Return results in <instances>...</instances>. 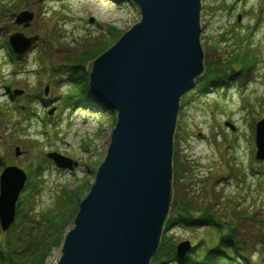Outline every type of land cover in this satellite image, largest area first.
<instances>
[{
  "label": "rangeland",
  "instance_id": "obj_1",
  "mask_svg": "<svg viewBox=\"0 0 264 264\" xmlns=\"http://www.w3.org/2000/svg\"><path fill=\"white\" fill-rule=\"evenodd\" d=\"M201 5L204 66L209 61L221 77L204 83L199 78L193 91L181 98L173 200L190 202L195 215L204 207L221 215L241 241L237 251L249 264H264V162L255 158L254 141L255 124L264 118V0H201ZM25 10L34 14L28 27L16 23ZM139 19V8L131 0H0V173L5 166L26 170L29 163L35 167L41 161L44 167L37 173L32 199L36 212L65 201L64 188L79 189L80 202L106 155L115 123L108 112L80 108L67 99L77 86L88 83V77H81L82 67L69 76L62 65L100 43L108 49ZM15 32L39 39L24 55L10 60L8 43ZM232 49L233 56L246 58V70H226ZM8 85L24 93L12 98L6 95ZM50 152L72 158L76 168L59 169L47 158ZM74 208L70 203L63 218ZM0 233L6 235L1 226ZM166 233L176 244L197 243L200 252L218 238L209 225H172ZM215 246L222 254H232L231 246ZM60 247L45 264H56Z\"/></svg>",
  "mask_w": 264,
  "mask_h": 264
},
{
  "label": "water",
  "instance_id": "obj_2",
  "mask_svg": "<svg viewBox=\"0 0 264 264\" xmlns=\"http://www.w3.org/2000/svg\"><path fill=\"white\" fill-rule=\"evenodd\" d=\"M131 1L139 8V21L86 67L92 100L101 110L115 112V124L95 179L64 235L56 264H151L170 213L180 102L205 70L202 5L201 0ZM33 18L25 10L16 23L28 27ZM38 39L15 32L9 43L22 56ZM254 141L255 158L264 162V118L256 122ZM15 150L20 155V147ZM47 157L59 168L77 165L57 152ZM27 180V172L15 165L0 173L3 231L15 220L16 203ZM191 248L188 240L178 243V257Z\"/></svg>",
  "mask_w": 264,
  "mask_h": 264
},
{
  "label": "trees",
  "instance_id": "obj_3",
  "mask_svg": "<svg viewBox=\"0 0 264 264\" xmlns=\"http://www.w3.org/2000/svg\"><path fill=\"white\" fill-rule=\"evenodd\" d=\"M104 43L105 42L100 43L90 50L75 55L67 63L63 64L62 66L67 69V75L70 74L69 76H72L76 70L82 67L81 77L83 79L88 77L87 71L84 69V64L105 51L103 49L105 47ZM233 55L234 49L228 52L226 70L233 69L235 72L246 70L248 65L245 60L246 58L240 54ZM7 57L12 60V57L17 56L8 48ZM235 64H239L240 66H235ZM217 72H221L220 69L214 66L212 67L211 63L206 61L205 73L200 79H202V82L205 79L214 82V80L221 77ZM215 75L218 77L216 78ZM203 86L201 89L204 88ZM6 90L7 92H11V95L9 93H7V95L12 97L13 90L11 89V85H8ZM192 91L193 90H191V92ZM28 96L29 95L26 94V97ZM41 96L42 95H39L38 97L40 101L42 99ZM67 99L72 100L73 105H80V108H87L94 112L99 110L98 105L90 96L87 82H83V84L77 86L75 90L67 96ZM108 113L111 115L110 120L114 121L115 112L109 111ZM176 150L174 147L173 168L178 164ZM43 167L41 161L38 160L35 167L32 163H29L26 169L29 174V180L26 184L25 193H23L19 199L16 220L11 225L10 229L6 231V235L2 236L0 233V264H45L51 251L61 246L63 234L71 219L75 216L78 204L80 203L78 200L82 194L79 189L77 192H72L64 188L66 195L65 201L62 200V202H57L55 207L49 210L46 209L48 211L44 213L36 212L33 207L32 199L36 195L38 189L37 186L39 181L37 179V173L40 172ZM70 203L75 204L74 211L69 217L63 218V214L66 212ZM52 211L54 212L53 215L51 214ZM221 217L222 216L218 213L211 212L205 207L195 215L193 206L190 202L172 199L170 213L164 225L159 249L153 257L151 264H249L243 252L240 251L239 253V251H237V249L240 248L239 245L242 246V244L241 241H238L236 238L235 228H233L225 218ZM172 225H192L194 227L209 225L214 231L218 232L216 243L220 244L223 248L231 246L232 254L235 252L234 254H236V256L233 257L232 254L230 255L228 253L222 254L218 246H215L216 243L209 246V248L206 247L203 252H200V247L195 243L183 258H179L176 252L177 244L172 240V236L166 233L168 228ZM223 251L225 252V250ZM243 251H245V249ZM192 253H195L196 257L192 256ZM241 259H243V261H241Z\"/></svg>",
  "mask_w": 264,
  "mask_h": 264
}]
</instances>
